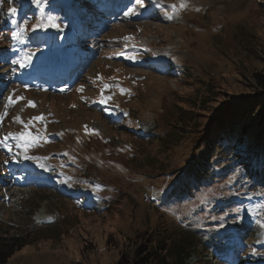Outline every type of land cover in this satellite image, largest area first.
<instances>
[{"label":"rangeland","instance_id":"374dc122","mask_svg":"<svg viewBox=\"0 0 264 264\" xmlns=\"http://www.w3.org/2000/svg\"><path fill=\"white\" fill-rule=\"evenodd\" d=\"M30 1L0 0V25L16 30L27 22L22 41H6L0 61V140L12 134L7 146L0 143V235L24 243L6 264H116L122 242L155 228L162 239L189 237L188 264H264V186L241 163L223 160L187 194L173 191L197 131L254 95L252 75L264 69V0H136L119 14L96 17L79 35L78 14L73 27L57 18L58 29L33 32L49 7L41 11ZM129 9L135 14L125 15ZM16 17L22 23L13 24ZM127 37L137 38V49L152 48V62L132 64L134 72L112 49L132 43ZM30 49L27 67L12 63ZM157 53L169 57L175 73L155 70ZM132 54L136 49L121 56ZM101 89L111 97L106 103L99 102ZM262 103L264 94L258 108ZM113 111L120 120L111 127L102 112ZM182 111L193 120L183 118V133ZM248 131L236 150L261 177L264 125ZM28 132L38 137L28 147L32 159L12 138Z\"/></svg>","mask_w":264,"mask_h":264},{"label":"trees","instance_id":"16d2710c","mask_svg":"<svg viewBox=\"0 0 264 264\" xmlns=\"http://www.w3.org/2000/svg\"><path fill=\"white\" fill-rule=\"evenodd\" d=\"M50 2L48 3L49 13L55 14L62 24L64 23L68 27L72 26L74 18L78 14L85 18L87 27H90V24L95 22L94 14L99 15L101 9L102 11L107 10L110 3L114 5L122 3L123 0H72L69 10L59 5L56 0ZM35 17L28 16L27 20L32 21ZM16 23H22L20 17H17ZM61 23L59 24L61 25ZM13 31L10 26L4 27V25H0V61L8 54L7 46L3 47V45L6 44V41L9 43L13 41L11 36ZM252 77L255 91H253L254 95H250V99L253 98V100L248 99L246 96L243 97V100L247 101L240 107L231 108L228 117L224 112L221 114L220 120L215 119V123L211 121L208 126L202 127L197 131V142L194 145V149L189 152L190 160L185 163L182 170L175 172L177 179L173 185V191H179L181 188L180 191L187 194L192 186H199L202 181L208 180L210 170L214 167L219 168V163L223 160H229L230 163L234 164L241 163V169L246 173V176L251 181L264 186V175L261 177L257 176L256 169L249 162L242 160L245 156L238 154L236 150L239 144L245 142L244 136L248 138L247 133L250 132L248 131L250 128L262 127L264 125V103L260 104V108L256 105L257 101H259V96L264 94V69L254 72ZM247 106L250 107L247 108ZM254 113L256 115L252 117ZM185 116L188 119L187 122H193L192 114L182 111L179 115L181 120L177 123V128H179L178 130L181 133L188 128L185 123L186 121L183 120ZM211 123L214 125L212 126ZM196 125L200 126L198 123ZM146 138L153 139L154 137L147 136ZM156 139L159 140L158 138ZM160 140L162 144H166L169 141ZM166 148L170 149V146L166 145ZM256 160L259 164H263V170L264 155L262 152H258ZM9 169H11L10 166ZM181 192L180 194H182ZM155 232L156 228L149 233L137 234V240L131 243L132 245L129 242H122L121 256L116 264H188L187 260L193 253V245L189 243L188 236L180 235L162 239L160 238V234H156ZM19 241L15 237L8 238L0 235V264H6L15 250L24 244ZM132 247H135V250L131 251L129 249ZM127 249L129 250L127 251Z\"/></svg>","mask_w":264,"mask_h":264},{"label":"snow or ice","instance_id":"6c2138e0","mask_svg":"<svg viewBox=\"0 0 264 264\" xmlns=\"http://www.w3.org/2000/svg\"><path fill=\"white\" fill-rule=\"evenodd\" d=\"M32 4L36 5L38 9H40L41 11H43L44 7L47 6L48 4V0H31ZM143 0H137V3L139 4H142ZM181 7H184V5H181ZM199 11V9H197ZM16 8H10L9 9V14L12 15V16H15L16 15ZM135 14V11L133 9H129V11L125 14L127 16H131ZM57 21V17L55 15H53L52 13H48L46 14V19L43 20L42 22L40 23H36L32 26V31L33 32H36L38 29L41 30V31H46L47 28L51 27V28H59L60 25L56 22ZM13 24H16V21H13ZM27 32V22H25V25L23 26H18L16 28V30H14L12 33H11V36L13 39L17 40L18 42L19 41H22L23 39V36L22 34L23 33H26ZM127 40H131L132 38L131 37H127L126 38ZM35 55V52L33 50H29L28 53L25 54L24 57H22L20 60H13L12 63L13 64H18L20 68H25L27 67L30 63H31V59H32V56ZM128 59H135V57L133 56H129ZM102 79V78H101ZM108 86L105 85V88H107ZM121 92L123 93V89L121 90ZM17 101L20 100V99H23V97H17L16 98ZM108 99H111V97H103L102 95V98L101 100L99 101L100 103H106V101ZM8 101L11 103L12 102V96L10 95L8 97ZM30 104H32V102H29ZM32 106L34 107L35 105L32 104ZM2 119V118H0ZM36 119L38 120H43L44 117L41 116V117H37ZM94 131V130H93ZM12 136V134H9V136H5L3 138V140H0V143L2 144H5V146H7V141L9 139V137ZM13 139H17L18 140V143L20 144V146H22L24 148V151H25V156L24 158L25 159H32L31 156H29L27 154L28 152V147L30 145H32L33 143H36L38 141V137L33 135L31 132H28V133H20L19 136H13L12 137ZM9 151H11V149L9 148ZM236 213H239L241 210L239 208H237L236 210ZM264 226V225H262Z\"/></svg>","mask_w":264,"mask_h":264},{"label":"water","instance_id":"95a60500","mask_svg":"<svg viewBox=\"0 0 264 264\" xmlns=\"http://www.w3.org/2000/svg\"><path fill=\"white\" fill-rule=\"evenodd\" d=\"M57 2L59 4H61L63 7L68 8V7H70L71 0H57ZM55 58H56V55L55 54H51L49 56V60H51V61H53Z\"/></svg>","mask_w":264,"mask_h":264}]
</instances>
